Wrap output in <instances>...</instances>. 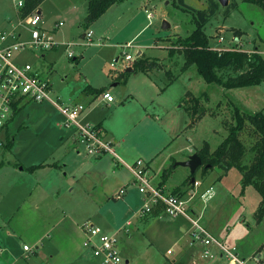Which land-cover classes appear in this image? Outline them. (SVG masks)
I'll list each match as a JSON object with an SVG mask.
<instances>
[{
	"label": "rangeland",
	"instance_id": "1",
	"mask_svg": "<svg viewBox=\"0 0 264 264\" xmlns=\"http://www.w3.org/2000/svg\"><path fill=\"white\" fill-rule=\"evenodd\" d=\"M207 1L186 0V3L191 8L204 9ZM177 5V0H127L112 6L97 22L86 27L88 0H46L39 8L44 27L60 21L65 24L56 35L59 50L50 52L46 60L38 52H27L21 57L22 62L32 63L51 81L53 97L67 102L74 91L79 97L76 101H80L88 82L100 87L118 82L117 76L125 72L111 66L116 53L120 52L119 56L124 51L136 57L138 50L143 49L146 57L159 64V68L153 70L152 82L146 83L151 81L146 73L133 74L126 94L124 86L112 88L113 108L105 107L101 111V98L97 99L80 120L86 119L92 110L99 111L96 115L105 118V126L117 138L127 136L135 128L128 137L131 142L128 149L131 153L135 151L131 160L141 158L159 171L168 165L169 154L181 146L186 154L190 153L186 148L198 153L205 144L215 151L228 136L229 128L236 124L237 107L242 113L264 111V84L226 90L207 84L195 66L183 70L186 60L179 52L183 49L180 42L191 35L196 24L192 13ZM220 6L218 14L205 28L210 47L259 52L264 57V10L244 0H228V6ZM227 9L231 12L225 17ZM16 11L14 0H0V18H13ZM165 21L170 24L167 29H163ZM88 31L93 34L91 41L81 37ZM100 38L102 45H98ZM131 41L133 45L124 49ZM68 42L76 44L73 50L80 55L78 61L68 57L64 46ZM237 74L232 68L219 72L223 80ZM132 83L142 87V92L137 88L138 93L134 94L145 102L146 113L132 98ZM164 83L170 85L163 90ZM187 91L201 101L195 122L179 101ZM192 105L188 100L186 106ZM116 108L118 111H112ZM143 116L146 122L141 119ZM63 123L64 117L51 104L31 103L6 131H0V264H102L83 247L81 227L86 221L117 234L122 242L123 257L129 258V264H222L219 260L194 263L191 256H200L203 245L197 243L190 249L194 236L188 217H171L157 207L151 214L139 217L145 202L138 185L130 181L132 176L127 166L114 157L115 168H110L108 162L103 174H98L96 160L83 146L79 155L71 150L69 143L61 140L65 131L60 126ZM188 123L191 126L186 128ZM177 134L181 135L171 144ZM12 139L14 143L8 148ZM242 139L249 148L246 159L249 163L256 137L246 132ZM135 144L144 145L141 150L147 152L137 153ZM117 156L127 164L133 162L126 161L119 151ZM50 164L58 167L48 170ZM33 165L42 166L32 171ZM113 170L120 174L121 184L127 183L123 187L128 191L124 199L115 198L119 188L112 180L115 178ZM170 170L168 185L172 187L184 180L187 171L191 174L184 167ZM201 170L196 175L201 181L198 195L211 183H215L217 193L206 204L201 226L226 246H237L240 256L249 264H264V219L256 218L263 199L260 192L253 185L244 189L243 176L236 169L225 176L219 168L205 175ZM189 177L186 184L192 185ZM199 196L189 204V211L197 216L205 206ZM198 200L201 202L197 210L195 202ZM140 219L147 220L140 223ZM25 245L30 251L24 250ZM171 248L176 253L167 256ZM184 249L182 256H178Z\"/></svg>",
	"mask_w": 264,
	"mask_h": 264
},
{
	"label": "built area",
	"instance_id": "2",
	"mask_svg": "<svg viewBox=\"0 0 264 264\" xmlns=\"http://www.w3.org/2000/svg\"><path fill=\"white\" fill-rule=\"evenodd\" d=\"M14 1L18 13L16 19L11 21L9 30H0V131H6L13 122L16 108L20 109L31 103H49L64 117V123L60 126L76 131L78 142L89 156L101 157L110 154L116 157L114 145L106 139L104 130L100 126L82 123L83 121L80 120L86 107L83 104L63 102L60 98L53 97L51 81L32 63L22 62L21 57L27 52H38L43 55L55 50L60 44L54 30L44 27L39 8L23 18L20 11L25 6V0ZM64 25V22H61L56 27L60 28ZM86 39L89 41L93 39L92 32L86 34ZM132 45L129 43L123 48ZM64 46L69 58L73 59L77 56L73 44L66 43ZM140 56L138 52L134 57L123 51L113 60L111 66L120 69V72H126L133 68ZM103 99L108 103L115 102V97L110 92L103 93ZM128 167L133 173L134 184L138 185L139 192L145 197L141 215L151 214L154 208L160 205L171 217L186 216L192 221L195 239L203 245L201 260H222L224 264H249L247 259L239 255L237 247L226 246L201 226L202 213L197 216L194 211H189L190 202L197 197L196 190L189 192L188 198L167 194L163 188L154 185L144 161L139 160L135 165ZM194 186L198 188L199 183H195ZM126 194L127 190L121 188L115 198L124 199ZM210 198V191L201 195L205 204ZM193 217L197 218L193 219ZM82 229L85 235L83 247L90 250L94 258L99 259L102 264H126L117 235L106 233L92 222L84 224ZM24 250L30 251V248L25 245ZM168 254L172 255L173 250H169ZM256 261L260 262L258 259Z\"/></svg>",
	"mask_w": 264,
	"mask_h": 264
},
{
	"label": "trees",
	"instance_id": "3",
	"mask_svg": "<svg viewBox=\"0 0 264 264\" xmlns=\"http://www.w3.org/2000/svg\"><path fill=\"white\" fill-rule=\"evenodd\" d=\"M46 0H25V6L20 11V15L24 18L31 15L36 9ZM127 0H88V13L85 18L84 25L89 27L97 22L112 6L124 3ZM247 3L259 6L264 10V0H244ZM177 6L181 7L185 12H190L193 15L196 24L195 30L183 41H179L183 49L179 52L185 57V64L183 70H188L196 67L198 74L206 81L207 84H216L226 90H233L239 88L260 86L264 84V57L259 52L248 53L247 51L231 49V50H214L210 47V39L205 32L206 26L220 11V3L215 0L207 1V8L194 9L187 5L186 0H177ZM228 6V5H227ZM230 10L227 9L224 13L225 17L230 15ZM159 64L151 61L145 55H141L133 65V73L143 72L149 74L153 70L158 69ZM232 68L239 74L230 76L223 80L219 76V72ZM130 73L125 72L116 81L122 82L126 85V81ZM88 86L85 90H91ZM97 95L104 93V89H97ZM191 98V99H190ZM193 102L192 106H186L187 101ZM185 104L186 111L195 122L197 111L201 108V101L199 97L194 96L190 92L182 101ZM190 104V103H189ZM26 108L23 106L20 109L16 108L15 117L18 116L22 110ZM204 115V110H202ZM234 118L236 124L229 128V134L225 140L217 147L215 151L210 150V146H205L197 153L203 161V175L215 168L221 169L227 174L232 169L238 170L243 176L244 189L249 186H254L262 195V203L256 213L258 221L264 219V111L255 113H242L240 108L235 109ZM250 133L252 137H256L252 145L250 153L253 157L246 163L249 148L242 139L243 133ZM14 139L7 144L11 148ZM42 166V165H41ZM30 167L34 171L38 167ZM171 170L164 173V178H168ZM195 174L191 175V179ZM163 208L160 205L157 206ZM164 209V208H163ZM154 211V210H153ZM165 211V209H164Z\"/></svg>",
	"mask_w": 264,
	"mask_h": 264
},
{
	"label": "crops",
	"instance_id": "4",
	"mask_svg": "<svg viewBox=\"0 0 264 264\" xmlns=\"http://www.w3.org/2000/svg\"><path fill=\"white\" fill-rule=\"evenodd\" d=\"M14 5H15V1H14ZM143 7H146L145 6V4H143ZM15 8H16V5H15ZM17 11H16V15L13 17V18H10V16L9 17H7V18H0V30L1 31H6V30H9L10 29V23H11V21L12 20H15L16 19V16H17ZM149 17H152V16H150V14H149ZM61 22H63V21H60L59 23H61ZM59 23L58 24H55L54 26H51V27H48L49 29H51V30H54V32H55V35H57L58 34V31H59V29L60 28H57L56 26L57 25H59ZM88 32H90V31H88ZM87 32V33H88ZM86 33V34H87ZM86 34H83L81 37H82V39H86ZM137 37V36H136ZM56 38H57V36H56ZM101 39V38H100ZM221 40V39H220ZM69 43V42H68ZM104 42L102 41V39L99 41V43H98V45H102ZM129 43H132L133 44V42L131 41V42H128L127 44H129ZM74 45V47H75V45L76 44H73ZM60 47V46H59ZM59 47L58 48H56L55 50H53V51H51V52H54V51H58L59 50ZM49 53L50 52H48V53H45V54H43V55H41L40 57L41 58H43V59H47V57H48V55H49ZM120 53V52H119ZM119 53H116V56H115V58L114 59H116V57H118V54ZM138 54H141V55H145L146 56V53L144 52V50L143 49H139L138 50ZM78 57H80V55H78L77 57H75V58H73L74 60H76V61H78ZM113 59V60H114ZM184 66V65H183ZM129 73V72H128ZM134 73L133 72H130V75L128 76V78H127V81H126V85H124L122 82H116L115 84H119V85H121V86H124L123 87V89L125 88V91H123V93H127L130 89H129V83H128V81H129V78L133 75ZM154 74V72H151V73H149V74H147L146 76H147V78L148 79H150L151 81H149V80H147L146 81V83H151L152 82V75ZM120 76V75H119ZM119 76H117V77H119ZM115 84H112V85H110V86H105V87H100V86H97V85H95V84H93V83H90V82H88L87 83V85H86V87L83 89V91L81 92L83 95H82V99L80 100V101H76V98H79L78 96H77V92L76 91H74L71 95H70V97H69V99H68V103H72V104H83L85 107H86V109L88 108V107H91V105L97 100V99H100L101 98V103H102V105H101V111H104V109H105V107L106 108H108V109H111V108H113V106H112V104L114 103V102H112V103H108L106 100H104L103 99V93L102 94H100V95H97V93H96V90L98 89H104V93L105 92H110L112 95H113V90H112V88L113 87H117V86H115ZM165 84V86L163 87V90L164 89H167V86H169L170 85V83H164ZM128 85V86H127ZM88 86H91L92 88H91V90H85ZM132 87H134V89L133 90H131V92L133 93V100L134 101H138L139 103H140V105H141V110H142V112L143 113H146V111H147V109L145 108V102L143 101V99L142 98H140V97H136L135 96V94L134 93H138L137 92V88L139 89V91L140 92H142V87H139L137 84H135V83H132ZM157 87H159V86H157ZM160 88V87H159ZM160 90H162V88H160ZM187 93H189V91H187V92H185L184 93V95H183V97L185 96L186 97V94ZM114 96V95H113ZM115 97V96H114ZM183 97L182 98H180V100L179 101H183L182 99H183ZM182 104H183V106L182 107H184L185 108V104H184V102H182ZM186 109V108H185ZM112 111H118V108H116V109H114V110H112ZM96 114H99V111H95V110H92V111H90V113L87 115V117H86V119H84L83 120V122H88V121H90V122H92V123H94L93 125H97V126H100L103 130H104V133H105V136H106V139H108L109 141H111L112 143H113V145H114V150H115V154H116V157L115 156H113V155H110V154H107L110 158L112 157V159H106V157H108L107 155H105V156H101V157H94V160H96V165L97 166H99V167H97V173L98 174H103V171H104V169H105V167H106V163H110V168H115L114 167V165L112 164V161H113V158L115 157V158H117V160L124 166V165H126L127 166V168H128V170H129V172L131 173V176H132V178H131V180L130 181H132V183L134 184V182H135V179H134V176H133V173L130 171V169H129V167L128 166H133V165H135L136 164V162L137 161H139V160H142L141 158H138V160L137 161H135V160H131L132 159V157H133V153H135V151H133V150H131V151H133L132 153L129 151V143H131L130 141H129V135L132 133V131H135V128L133 129V130H131L128 134H127V136L126 135H122V136H120V137H118L117 138V136L115 135V134H113V132L111 131H109V129L105 126V124H104V121H105V118H103V116H98V115H96ZM149 116V115H148ZM142 120H143V122H146V118L143 116L142 118H141ZM194 125V124H193ZM191 126V124H187V127L186 128H188V127H190ZM63 129H65V128H63ZM144 129H146V128H144ZM185 131H186V129H185ZM149 131H148V128L146 129V133H148ZM181 134H177L176 135V138H174L173 139V141L171 142V144L174 142V141H176V139L177 138H179V136H180ZM61 140L62 141H65L66 143H67V145H68V143H69V146L71 147V150H73V151H75V152H77V154H82V152H81V144L78 142V136H77V133H76V131L75 130H68V129H65V131H64V134H63V137H61ZM136 145V147H137V153H139V152H143V153H145V152H147L146 150H144V151H142L141 149H142V146H144V145H141V144H135ZM187 150H188V152H190L189 154H186V153H184V149L182 148V146H181V148H179V149H177V150H175L174 151V153H172V154H169L170 156H169V161H168V165L164 168V170L163 171H159L158 169L156 170L154 167H153V165H152V163L151 162H145V164H146V166H147V169H148V171H149V174H150V177L153 179L152 181H153V183H154V185L155 186H160L161 188H163L164 189V191L167 193V194H176V195H185V196H188V193L189 192H192V191H197V188H194L195 186V183H200L201 181L200 180H198L197 178H196V175H197V173L202 169V167H200L197 171H196V173H195V177L194 178H192L191 180V183H192V185L191 184H186V182H187V180H189L190 179V177H189V175L191 176V175H193L192 173L190 174L188 171L185 173V175H184V180H181V182L179 183V184H177V185H175V186H170V185H168V181H169V179L171 178V174L168 176V178H167V180H166V178H164V173L166 172V171H168V170H170V169H173L174 171H177V169H179L180 167H184V166H178L177 164L178 163H181V162H185V161H188L189 159H190V157L191 156H193V155H196L197 154V152L196 153H194V150H192V148H186ZM118 151L121 153V156L122 157H124L125 159H126V161H133L132 162V164H127V162H125L124 160H122V158L121 157H119V156H117V153H118ZM180 153H183V154H181L180 155ZM198 155V154H197ZM143 161V160H142ZM32 166V165H31ZM34 166V165H33ZM39 166V165H38ZM66 166V165H65ZM58 167V165L57 164H50V166H49V169L48 170H51V169H53V168H57ZM66 168V167H65ZM186 170H190L188 167H184ZM24 167H22L21 168V171H24ZM38 172H40V169H38L37 170ZM36 171V172H37ZM191 171V170H190ZM202 171V170H201ZM214 170H212V172H213ZM113 172H114V170H113ZM173 172V171H172ZM209 172H211V170L209 171ZM223 174H222V176L224 175H227V174H225L224 172H222ZM114 175H115V178H113L112 180H114L115 182H117V185H118V188H119V190L121 189V188H123L124 186H126V184L127 183H120L119 182V177H120V174L118 173V172H114L113 173ZM65 175H67V174H65ZM209 175V174H208ZM207 178H208V176H207ZM193 179H195V182H193ZM207 180V179H206ZM215 186V183H211V184H208L207 185V187H206V190L205 191H203V193L202 194H204V193H207L208 191H210V196H211V198L209 199V200H213L215 197H216V195H217V193H216V188L214 187ZM118 190V191H119ZM117 191V192H118ZM128 192V191H127ZM114 193L112 192V197H114V195H113ZM201 194V195H202ZM127 195V194H126ZM201 195L199 196L198 195V192H197V197L199 196V198L201 197ZM143 200H144V202H145V197L143 196ZM199 201V200H198ZM198 201H196L195 202V204H197L195 207H196V209L198 210V206L200 205V202H201V200L198 202ZM204 203V208H203V210L201 211V213L203 214V212L205 211V207H206V204H205V202H203ZM162 207V206H161ZM157 208H159V207H157ZM195 209V211H197ZM193 212V211H192ZM195 213V212H194ZM139 217H141V214H139ZM148 219V218H147ZM147 219H140V223L141 222H144L145 220H147ZM87 223H88V221H86ZM93 224H95V223H93ZM84 225V224H83ZM83 225H82V227H83ZM95 225H97V224H95ZM98 227H101L106 233H108V234H112V233H110V232H107L102 226H100V225H97ZM82 227H81V231L83 232V229H82ZM125 227V226H124ZM123 227V228H124ZM132 227V226H131ZM130 229H132V228H130ZM184 229V228H183ZM122 230V229H121ZM120 230V231H121ZM132 232V231H131ZM192 235L194 236V231L192 230ZM126 234L128 235V233H127V231H126ZM213 234V233H212ZM83 235H84V232H83ZM112 235H117V234H112ZM214 235V234H213ZM215 236V235H214ZM117 237H118V235H117ZM216 237V236H215ZM217 238V237H216ZM84 239H85V235H84ZM118 239H119V244L121 245V240H120V238L118 237ZM218 239V238H217ZM221 241V240H220ZM83 242H84V240H83ZM222 242H224V241H222ZM197 243H200V242H198L196 239H195V236H194V239L192 240V242H190V249L191 248H193V247H195L196 246V244ZM225 243V242H224ZM83 244V243H82ZM201 244V243H200ZM121 247V246H120ZM233 247H237V246H233ZM122 249V248H121ZM238 249V248H237ZM169 250H173V254L172 255H169L168 254V251ZM168 251H167V256H173L176 252H175V250L173 249V248H171V249H169ZM123 251V250H122ZM203 251V250H202ZM182 252H185V249L184 250H182V251H180L179 253H178V256H182L181 255V253ZM239 253V252H238ZM183 254V253H182ZM122 255H123V253H122ZM240 255V254H239ZM192 258H194V263H196V262H199L200 260H201V258H200V256L199 255H195V254H192V256H191ZM125 259V258H124ZM129 258L127 257L126 259H125V262H126V264H129L130 262H129V260H128ZM243 259H246V258H243ZM97 260H99V259H97ZM100 261V260H99ZM101 262V261H100ZM219 262H222V264H224V261H222V260H219ZM79 264H82V263H79ZM221 264V263H220Z\"/></svg>",
	"mask_w": 264,
	"mask_h": 264
},
{
	"label": "water",
	"instance_id": "5",
	"mask_svg": "<svg viewBox=\"0 0 264 264\" xmlns=\"http://www.w3.org/2000/svg\"><path fill=\"white\" fill-rule=\"evenodd\" d=\"M220 4L222 6H227L228 5V0H219ZM170 27V24L167 23L166 21L164 22L163 25V29H167ZM128 72H133V68L128 69ZM119 84H115V86H118ZM123 91H125V88L123 89ZM178 166H184V167H188L191 170L192 174H195L196 171L203 166V161L200 158L199 155H193L190 157V159L188 161L185 162H181L177 164ZM193 182H195V179H193Z\"/></svg>",
	"mask_w": 264,
	"mask_h": 264
}]
</instances>
